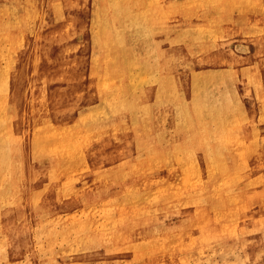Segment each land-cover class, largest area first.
<instances>
[{"label":"bare ground","instance_id":"6f19581e","mask_svg":"<svg viewBox=\"0 0 264 264\" xmlns=\"http://www.w3.org/2000/svg\"><path fill=\"white\" fill-rule=\"evenodd\" d=\"M263 9L0 0V195L39 156L65 264H264Z\"/></svg>","mask_w":264,"mask_h":264},{"label":"rangeland","instance_id":"374dc122","mask_svg":"<svg viewBox=\"0 0 264 264\" xmlns=\"http://www.w3.org/2000/svg\"><path fill=\"white\" fill-rule=\"evenodd\" d=\"M261 16L264 17V9ZM79 39V36L75 37V41ZM235 46H238L237 42H233L232 48ZM24 128H21L22 132ZM36 132L37 129L34 134ZM39 162V156L35 157L31 167L18 157L16 163L19 168L9 173L4 184V192L8 195H0V264H65L67 260L68 252L61 237L57 241L52 240L51 231L59 232L60 226L59 223L54 224L56 214L48 195L47 177L36 168ZM259 169L264 172V158L259 161ZM221 259L220 255L216 257L214 264H228Z\"/></svg>","mask_w":264,"mask_h":264}]
</instances>
